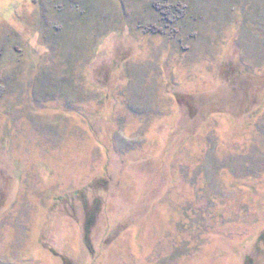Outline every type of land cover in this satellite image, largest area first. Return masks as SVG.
I'll return each instance as SVG.
<instances>
[{"label":"rangeland","instance_id":"374dc122","mask_svg":"<svg viewBox=\"0 0 264 264\" xmlns=\"http://www.w3.org/2000/svg\"><path fill=\"white\" fill-rule=\"evenodd\" d=\"M61 255L264 264V0H0V264Z\"/></svg>","mask_w":264,"mask_h":264},{"label":"trees","instance_id":"16d2710c","mask_svg":"<svg viewBox=\"0 0 264 264\" xmlns=\"http://www.w3.org/2000/svg\"><path fill=\"white\" fill-rule=\"evenodd\" d=\"M95 207H96V204H95V206L93 207V209H95ZM89 208L87 207V210H88ZM93 209H91V211H90V213H91V215H90V217L88 216V220H87V222H86V239H87V242L89 241V236H90V233H89V229H91V226L89 225V223H88V221L89 220H91V218H92V215H93V212L94 211H92ZM91 222V221H90ZM61 258L64 260V264H69L70 263V260H67V258H66V256H64V255H61Z\"/></svg>","mask_w":264,"mask_h":264}]
</instances>
